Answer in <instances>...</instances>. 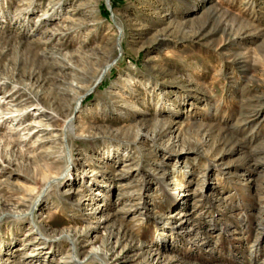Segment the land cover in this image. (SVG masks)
Returning a JSON list of instances; mask_svg holds the SVG:
<instances>
[{
	"label": "rangeland",
	"instance_id": "obj_1",
	"mask_svg": "<svg viewBox=\"0 0 264 264\" xmlns=\"http://www.w3.org/2000/svg\"><path fill=\"white\" fill-rule=\"evenodd\" d=\"M73 244L264 264V0H0V253Z\"/></svg>",
	"mask_w": 264,
	"mask_h": 264
},
{
	"label": "bare ground",
	"instance_id": "obj_2",
	"mask_svg": "<svg viewBox=\"0 0 264 264\" xmlns=\"http://www.w3.org/2000/svg\"><path fill=\"white\" fill-rule=\"evenodd\" d=\"M250 36V35H249ZM109 67V65H107L106 67H105V69L106 68H108ZM104 75V74H103ZM101 79L99 78V79H97V82H96V84L100 81ZM96 84L94 85V86H96ZM94 86H93V88H90L83 96H80L79 98H78V105H80L81 104V101H82V99L85 97V96H87V95H89L91 92H92V90L94 89ZM262 119V118H261ZM68 125V129H70L71 130V132L73 131V129H72V124H73V118L71 119H69V123H67ZM128 166V165H127ZM136 168V167H135ZM124 170V169H123ZM57 180V178L56 179H54V180H52V181H56ZM209 188L212 190L214 187H210L209 186ZM69 193H75V191H73V190H70L69 191ZM76 193H80V192H76ZM75 193V194H76ZM187 196L188 195H181V200L182 199H184V198H187ZM179 199V198H178ZM82 201V200H81ZM147 204H148V202H144L143 203V208L142 209H145V207L147 206ZM149 205V204H148ZM35 206H36V204H34V206L32 207V211L30 212V213H18V214H16V215H14V217H16V218H21V219H25V218H27V216L28 215H31L32 214V212H33V210H34V208H35ZM31 225V227H30V232L31 233H28V235H26L27 236V238L29 237L30 238V236H35L36 235V239H34V240H27V244H26V246H31V247H33V248H35V249H33V250H31L30 251V253H28L27 255H25V256H22L21 257V259L22 260H29V259H31V258H37V257H39V255L41 254V251L42 250H44V247L48 244V241L45 239V238H43V237H40V235H42L41 234V232H40V229H39V227L36 225V224H30ZM39 235V236H38ZM62 235V234H61ZM64 235V234H63ZM62 235V238L63 237H69L67 234L66 235H64L63 236ZM56 238V237H55ZM59 238V237H58ZM71 239V238H70ZM86 240V239H85ZM93 243V242H92ZM89 244V243H88ZM86 245V244H85ZM88 246V245H87ZM25 248V247H24ZM76 250H78V249H76V247H75V245L73 244V248H72V250H71V253H70V255L66 258V259H64V260H62L61 261V264H82V262L83 261H85V260H88V259H91L92 260V258H99L98 256H96V255H98L97 254V252H98V250L97 249H95V248H92L91 249V251H88L89 253H88V255L85 257V259L83 260V261H79L78 260V257H77V255H79V254H77L76 252ZM7 258H4V254H2V253H0V264H18V262H17V260L16 259H18L17 258V255H15L14 253H8L7 254ZM66 257V256H65ZM120 258V257H119ZM121 262V261H120Z\"/></svg>",
	"mask_w": 264,
	"mask_h": 264
}]
</instances>
